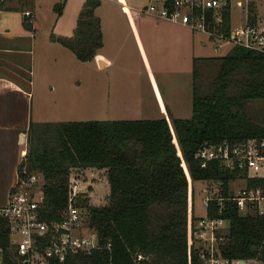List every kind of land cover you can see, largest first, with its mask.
Wrapping results in <instances>:
<instances>
[{"label": "trees", "instance_id": "1", "mask_svg": "<svg viewBox=\"0 0 264 264\" xmlns=\"http://www.w3.org/2000/svg\"><path fill=\"white\" fill-rule=\"evenodd\" d=\"M64 4L57 3L55 10L60 13ZM100 4L86 0L73 35L54 36L82 61L94 59L103 46L102 23L95 14ZM253 7L251 2L249 11ZM255 18L249 15V21ZM230 25L228 8L225 30ZM209 69H215L214 77L205 76ZM254 101L263 102L258 114L250 107ZM263 137L264 51L239 44L224 55L194 58L190 118L31 121L27 138L32 147L25 160L30 170L44 174L45 217H59L67 205L72 172L105 169L110 184L104 204L91 203L88 191L78 197L102 247L69 254L56 264H201L193 237L195 183L213 188L219 183L226 195L239 172L219 160L203 166L198 154L220 141ZM249 185H264V178L249 179ZM207 213L229 222L221 244L225 256L264 260L263 214H242L229 199L210 201ZM0 245L5 264H17L10 222L2 217Z\"/></svg>", "mask_w": 264, "mask_h": 264}, {"label": "rangeland", "instance_id": "2", "mask_svg": "<svg viewBox=\"0 0 264 264\" xmlns=\"http://www.w3.org/2000/svg\"><path fill=\"white\" fill-rule=\"evenodd\" d=\"M231 1L233 26L244 25L246 16L249 18L252 13L256 14L255 19L264 22V0H255L250 11L246 5L239 7L237 0ZM85 2L71 0L55 30L50 28L52 20L59 13L50 7V0H39L34 17L36 35L40 38L35 53V78L40 80V75H50L54 80H57V76L65 77L71 85L75 84L71 91L73 99H78L81 93V98L83 94L86 96L87 107L82 108L85 110L83 113L79 111L77 115L67 114L63 117L68 120L190 118L194 58L224 55L232 44L217 46V42L207 33L195 31L187 25L148 14L137 15V8L142 7L147 0H127V6L122 5L123 0H101L95 14L102 21L105 45L99 50L111 58V63L101 67L96 58L82 61L59 41L52 46L46 44L39 48L46 31H49L50 36L57 32L66 37L73 35ZM209 70L205 76L214 77L215 69ZM37 84L36 81L38 89ZM42 96L47 100L49 93L36 90L34 102ZM262 103L254 101L250 104L253 113L258 114ZM11 138L10 141L6 138L0 141V205L9 196L16 171V161H13L16 136ZM22 146L25 147L24 144ZM23 159L21 156L19 160ZM79 173L91 203L104 204L110 193L106 170L87 167ZM195 185L196 214L201 216L205 212V186L207 188L209 184L196 181ZM240 185L244 183H232L233 187Z\"/></svg>", "mask_w": 264, "mask_h": 264}, {"label": "built area", "instance_id": "3", "mask_svg": "<svg viewBox=\"0 0 264 264\" xmlns=\"http://www.w3.org/2000/svg\"><path fill=\"white\" fill-rule=\"evenodd\" d=\"M255 0H237L239 7L247 10ZM231 0H147L137 8V15L148 14L159 19L181 23L195 31L207 33L217 42L239 44L264 51V22L255 19L242 26L224 28L226 10ZM205 166L208 161L219 160L222 165L239 173L229 182L228 194H222V187L205 186L203 200L204 214L198 216L193 237L200 255L201 264H264L259 256L252 258L229 257L222 252V242L229 222L221 216L207 213L210 201L234 200L242 214L253 211L264 215V185H249V179L264 178V137L249 138L203 147L198 154ZM26 157V154L23 155ZM241 181L244 185L233 187ZM45 177L39 170H30L26 160L17 168L16 181L7 202L0 205V217L10 222V247L17 264H56L64 262L69 254L90 252L102 247L98 231L92 228L87 215L78 205V197L84 190L81 174L72 172L69 179L67 205L59 210V217L44 216ZM223 212V203L219 207ZM264 242V239H263ZM141 257V256H140ZM0 264H5V249L0 245Z\"/></svg>", "mask_w": 264, "mask_h": 264}, {"label": "crops", "instance_id": "4", "mask_svg": "<svg viewBox=\"0 0 264 264\" xmlns=\"http://www.w3.org/2000/svg\"><path fill=\"white\" fill-rule=\"evenodd\" d=\"M57 1L50 0V7L54 11ZM126 1L123 0L122 5L127 6ZM69 2L71 0H65L64 10L62 8V11L54 17L50 29L55 30L58 27V22L63 17ZM38 7L39 0H0V141L3 138L10 141L13 135L16 136L13 156V161H16V171L9 194L16 181L19 159L27 152V130L31 121L68 120L69 118L66 119L63 115H77V112L83 113L85 111L83 109L87 107L85 94L82 98V93L79 94L78 99L71 97L75 84L71 85L65 77L57 76V80H54L50 75H40L41 79L37 80L34 76L35 53L40 41L36 35L34 18ZM54 36L66 37L58 32L50 36L49 31H46L39 48H43L46 44L49 46L55 44L57 40ZM104 37L103 35V39ZM95 58L101 67L111 63V58L100 50ZM78 84L79 88L80 80ZM36 90L48 92L47 100L42 96L39 101L34 102ZM7 200L8 198L2 203Z\"/></svg>", "mask_w": 264, "mask_h": 264}, {"label": "water", "instance_id": "5", "mask_svg": "<svg viewBox=\"0 0 264 264\" xmlns=\"http://www.w3.org/2000/svg\"><path fill=\"white\" fill-rule=\"evenodd\" d=\"M31 147H32V144L30 142H27V149H26L27 150V152H26L27 155H29V153L31 152Z\"/></svg>", "mask_w": 264, "mask_h": 264}]
</instances>
